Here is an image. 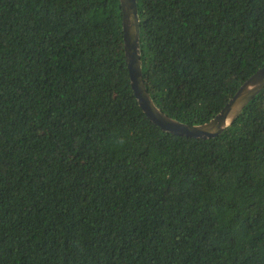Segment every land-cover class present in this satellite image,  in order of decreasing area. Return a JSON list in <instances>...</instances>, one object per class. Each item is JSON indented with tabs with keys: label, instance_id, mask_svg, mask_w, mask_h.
<instances>
[{
	"label": "trees",
	"instance_id": "obj_1",
	"mask_svg": "<svg viewBox=\"0 0 264 264\" xmlns=\"http://www.w3.org/2000/svg\"><path fill=\"white\" fill-rule=\"evenodd\" d=\"M145 87L190 126L264 66V0H137ZM0 264H264V90L163 131L119 0H0Z\"/></svg>",
	"mask_w": 264,
	"mask_h": 264
},
{
	"label": "water",
	"instance_id": "obj_2",
	"mask_svg": "<svg viewBox=\"0 0 264 264\" xmlns=\"http://www.w3.org/2000/svg\"><path fill=\"white\" fill-rule=\"evenodd\" d=\"M119 1L122 9L124 54L131 87L145 116L163 131L194 139L215 138L229 128L248 104L264 90L263 66L240 87L224 108L208 122L190 126L167 116L155 105L143 80L137 0Z\"/></svg>",
	"mask_w": 264,
	"mask_h": 264
}]
</instances>
